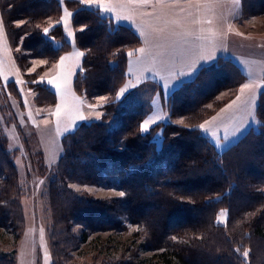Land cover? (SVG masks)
I'll use <instances>...</instances> for the list:
<instances>
[{"label": "trees", "instance_id": "obj_1", "mask_svg": "<svg viewBox=\"0 0 264 264\" xmlns=\"http://www.w3.org/2000/svg\"><path fill=\"white\" fill-rule=\"evenodd\" d=\"M66 4L83 51L74 89L91 102L104 97L105 103L100 121L82 122L62 138L63 152L48 184L52 264L72 260L73 252L95 233L126 232L134 226L136 245L123 244L120 255L106 264H264V90L257 106L259 129L250 128L218 151L196 124L211 113L207 104H219L222 91L246 80L235 61L220 56L168 96L170 117L185 118L194 126L158 123L142 133L146 111L141 98L161 91L160 86L147 80L123 101L118 98L141 37L98 8L79 0ZM0 7L19 66L36 93L35 103L55 104L56 92L37 78L72 48L58 22L60 1L0 0ZM241 7L244 16L261 15L264 0H241ZM14 20L23 23L16 26ZM20 43L23 53L17 51ZM31 58L45 62L30 74ZM13 92L20 93L16 87ZM162 127L164 139L158 145L153 136ZM3 140L0 135V227L10 230L16 244L26 228L22 188ZM70 183L122 195L95 197L75 191ZM221 210L227 211L224 223L218 220ZM16 254L0 250V264H16Z\"/></svg>", "mask_w": 264, "mask_h": 264}, {"label": "rangeland", "instance_id": "obj_2", "mask_svg": "<svg viewBox=\"0 0 264 264\" xmlns=\"http://www.w3.org/2000/svg\"><path fill=\"white\" fill-rule=\"evenodd\" d=\"M59 1L62 13L58 22L63 24L72 48L37 78V82H45L56 92L57 102L49 106L35 103L36 93L27 84L19 66L0 7V135L6 140L3 142L16 166L19 186L22 188L21 206L26 221V228L16 244H13L14 238L10 230L0 227V250L3 254L17 250L16 264H52L48 228L50 211L46 205V193L49 179L54 175L63 152L62 138L82 122L100 121L104 113L101 109L105 103L104 97L91 102L74 90V79L82 68L83 51L75 41L73 11L67 7L66 0ZM79 1L84 6L99 8L101 14L111 16L115 24L134 26L143 42L137 51H143L142 59L145 62L154 61V56L157 57L150 50L157 34L189 31L194 32V37L185 40L190 43L198 41L200 44L199 62L202 66L215 62L219 56L229 57L240 66L246 74L244 84L236 90L222 91L216 99L219 104H207L211 113L196 124L218 151L236 142L248 125L250 129V124L254 123V128L259 129L260 119L256 109L259 93L264 90L262 14L244 16L241 0ZM13 23L20 26L23 20H14ZM50 24L46 28L43 26L45 32ZM173 39L177 44L181 41ZM17 51L23 53L21 43ZM133 56L129 57L131 61ZM31 61L32 65L27 71L30 74L45 62L39 58H31ZM196 73L189 79L164 80L165 96L162 91H149L142 96L140 102L146 111L141 124L142 133L150 131L158 123L194 126L185 118L170 117L167 99L173 87L192 80ZM136 85L128 75L119 90L118 98L123 101L127 92ZM15 87L20 91L18 95L13 92ZM242 89L244 91L238 92ZM153 138L161 145L164 128L157 130ZM69 185L75 191L88 192L95 197L122 195V192L115 189L76 183ZM226 218L227 211L221 210L219 222L226 221ZM135 229L134 226L126 232L95 233L81 244L78 251L73 252L72 260H64L63 264H106L120 255L123 244L136 245L133 242ZM259 253L260 248L257 255ZM152 254L146 253L149 256Z\"/></svg>", "mask_w": 264, "mask_h": 264}, {"label": "crops", "instance_id": "obj_3", "mask_svg": "<svg viewBox=\"0 0 264 264\" xmlns=\"http://www.w3.org/2000/svg\"><path fill=\"white\" fill-rule=\"evenodd\" d=\"M262 16L264 17V13L262 14ZM188 23H191V22H188ZM181 24H187V23H181ZM132 27L135 30L134 26ZM74 37H75V34H74ZM173 37L176 39H181V41L178 44L177 42L174 43ZM191 37H194V32L183 31V32H178V33H167V34L166 33L164 34V32L163 33L161 32V34H157L156 40L153 43V47L150 49V50H153L154 55H156L157 57L154 56V61L145 62L142 59L143 51L139 50V52L137 51L135 54H132V56L134 55L133 56L134 58L132 61L129 58L128 68H127V73L129 77L136 82L137 84L136 86L140 85L141 83L147 80L156 82L160 86L162 94L166 93L165 87H164V80L174 81L176 78H179L181 80L191 78L196 72L199 71L201 67L208 66V65L202 66L199 62V59L201 58V47L198 41L193 42V43L192 42L190 43L189 41L186 42V40H189ZM179 85L181 84H178L177 86L173 87L172 91L176 89V87H179ZM237 88L233 90H236ZM239 91H244V89L238 90V92ZM163 96L165 95L163 94ZM258 102H259V96H258ZM253 124L254 123L250 125L251 127L254 128L255 125ZM248 129H249V125L244 129L243 131L244 134L248 131ZM47 198H48V188H47V193H46V205L48 207ZM224 222L225 221H223V223Z\"/></svg>", "mask_w": 264, "mask_h": 264}]
</instances>
